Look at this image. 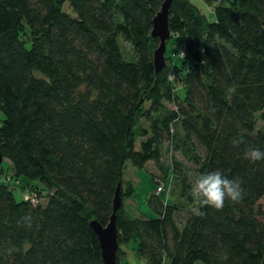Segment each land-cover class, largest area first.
Listing matches in <instances>:
<instances>
[{"label":"trees","instance_id":"trees-1","mask_svg":"<svg viewBox=\"0 0 264 264\" xmlns=\"http://www.w3.org/2000/svg\"><path fill=\"white\" fill-rule=\"evenodd\" d=\"M217 1L212 20L172 0L156 74L164 0H0V264H103L90 221L108 224L118 185V264L125 246L139 264H264V160L244 157L264 151V0ZM148 163L177 200L149 193L145 213L126 173ZM216 170L243 199L192 216L190 174Z\"/></svg>","mask_w":264,"mask_h":264},{"label":"clouds","instance_id":"clouds-1","mask_svg":"<svg viewBox=\"0 0 264 264\" xmlns=\"http://www.w3.org/2000/svg\"><path fill=\"white\" fill-rule=\"evenodd\" d=\"M239 142L236 141L235 143ZM244 157L255 163L264 160V151L259 148H251L244 153ZM190 180L192 202L188 211L192 216H204L205 212L203 209L206 207H211L218 211L223 210L226 200L238 203L243 199L244 189L242 181L239 178L229 179L220 170L195 176L190 174ZM22 219L26 220L29 226L31 225L30 216Z\"/></svg>","mask_w":264,"mask_h":264},{"label":"water","instance_id":"water-1","mask_svg":"<svg viewBox=\"0 0 264 264\" xmlns=\"http://www.w3.org/2000/svg\"><path fill=\"white\" fill-rule=\"evenodd\" d=\"M171 3L172 0H164L161 9L156 13L152 20L153 27L151 36L155 39H158L159 41L157 48L153 52V61L156 74H158L166 64L165 53L167 51V40L171 36V31L169 29ZM2 161L3 156L0 152V165ZM121 204V185H118L113 201V212L108 224L103 226L96 219L90 221V225L99 239L103 264H117L119 243L116 214Z\"/></svg>","mask_w":264,"mask_h":264},{"label":"rangeland","instance_id":"rangeland-1","mask_svg":"<svg viewBox=\"0 0 264 264\" xmlns=\"http://www.w3.org/2000/svg\"><path fill=\"white\" fill-rule=\"evenodd\" d=\"M196 2V4L205 11L206 15H208L210 17V12H213V6L217 4V0H212V4H208L206 3L204 0H194ZM213 16L211 15V19ZM170 39V38H169ZM169 39L167 40V42L169 41ZM123 39H121L122 41ZM123 44H124V40H123ZM124 46L126 48H128V44H124ZM168 46V50L165 53V59H166V54L167 52L170 53L171 50H173L177 44L175 42H170L169 44H167ZM176 63L179 64L180 63V59H176ZM176 156L181 159V155L179 153H175ZM6 163L8 165V160L5 159V161L3 162V166H6ZM148 171V172H147ZM1 172V170H0ZM149 172H156L154 165L152 163H148L147 166L145 167V169H136L134 167H129L126 173V176L128 179H130L132 181V183L134 184V186L136 187V192L133 195V198H130L127 200V203H131L132 205L135 203L136 206L142 211V212H150V208L147 205V198L149 196V193H152L156 196H158L161 192L164 193L165 195V199L168 201H175L177 200L176 196L173 195L172 191H171V186H164L163 183L158 185L157 187L155 186L153 180L151 179V173ZM156 174H158L156 172ZM5 177V175H4ZM158 177V175H157ZM14 183L17 184L16 181H13ZM18 185V184H17ZM155 188V189H154ZM14 193L15 196L17 197V199H21L22 198V192L20 189V186H17L16 188H14ZM134 204V205H135ZM260 206L263 208L264 210V198H262L259 201ZM153 213V211H152ZM150 215V214H149ZM154 216V213H153ZM133 243V242H132ZM119 250V249H118ZM121 250H123L125 252V257L122 259L121 264H127L126 262H130V264H139L138 262V258L136 256V249L134 248H130L128 246L123 247ZM118 255V253H117ZM118 264V263H117Z\"/></svg>","mask_w":264,"mask_h":264},{"label":"crops","instance_id":"crops-1","mask_svg":"<svg viewBox=\"0 0 264 264\" xmlns=\"http://www.w3.org/2000/svg\"><path fill=\"white\" fill-rule=\"evenodd\" d=\"M124 261H125V259H124ZM124 261H122V262H124ZM127 264H130V262H126Z\"/></svg>","mask_w":264,"mask_h":264}]
</instances>
